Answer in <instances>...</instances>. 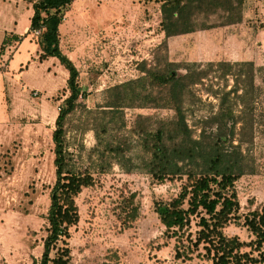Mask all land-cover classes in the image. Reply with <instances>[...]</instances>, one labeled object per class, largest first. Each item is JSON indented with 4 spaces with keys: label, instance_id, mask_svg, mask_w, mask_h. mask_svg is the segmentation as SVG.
Wrapping results in <instances>:
<instances>
[{
    "label": "rangeland",
    "instance_id": "rangeland-1",
    "mask_svg": "<svg viewBox=\"0 0 264 264\" xmlns=\"http://www.w3.org/2000/svg\"><path fill=\"white\" fill-rule=\"evenodd\" d=\"M32 12L23 0H0V47L7 38L0 51V264L39 262L47 234L49 190L55 180L52 131L58 107L68 95L67 70L54 57L40 59L37 34L22 37ZM163 39L158 0H74L65 9L59 44L78 69L83 91L82 105L66 120V142L75 169L87 167L94 178L76 197L79 220L70 229L72 264L204 263L198 258L175 259L173 240L156 247L164 241L165 227L154 202L174 197L182 180H154L144 164L147 152L133 131L137 115L169 119L174 111L125 108V126L99 132L100 144L92 129L96 107L105 101L104 91L135 78L142 62L147 66L164 58L179 65L253 62V82L238 80L247 91L244 103L237 105L239 99L230 95L237 112L245 109L234 144L241 146L246 173L235 188L240 212L264 205V69H259L264 68V0H245L238 24L173 36L166 46ZM236 68L225 79L212 71L203 84L193 87L186 119L194 137L202 118L217 110L218 99L208 90L233 87ZM107 95L111 97L110 92ZM127 200L137 211L130 223L119 210ZM225 231L242 240L250 237L237 223Z\"/></svg>",
    "mask_w": 264,
    "mask_h": 264
},
{
    "label": "trees",
    "instance_id": "trees-1",
    "mask_svg": "<svg viewBox=\"0 0 264 264\" xmlns=\"http://www.w3.org/2000/svg\"><path fill=\"white\" fill-rule=\"evenodd\" d=\"M23 1L31 5L33 12L28 30L22 37L38 31L40 59L54 57L68 72V95L58 107L52 131L55 180L49 190L47 234L38 264H72L69 241L70 229L79 220L76 197L83 187L92 185L94 181L87 167L77 171L72 165V153L66 142V120L82 105L79 97H83L79 71L59 44V26L64 19L65 9L74 0ZM158 2L160 29L164 33L163 46L167 45L170 37L238 24L244 17L245 0ZM13 39L17 40L18 37L13 36ZM140 64L139 74L135 78L104 91L105 101L96 107L92 129L100 144L102 139L99 132L106 134L125 126V108L151 106L167 107L174 111L169 119L137 115L133 130L147 152L144 164L151 177L157 181L182 180L174 197L154 202V211L165 227L164 241L156 247L162 248L173 240V256L182 261L198 258L204 261L203 264H264V205L240 212L235 188V182L246 173L241 146L234 144L236 125L241 121V113L245 109L242 107L238 113L230 102L233 93L239 99L237 105L244 103L247 91L238 80L243 78L242 81L253 82V62L232 64L222 60L179 65L164 58L149 66L146 62ZM234 66H237L238 79L233 87L208 90L218 99L217 110L202 118L198 136L194 137L186 119V109L189 108L187 99L194 94L193 87L203 84L212 71L219 72L218 75L225 79ZM108 92L111 97L107 95ZM197 99L201 101V97ZM93 110L89 109L88 112ZM105 148H109V144ZM119 210L126 213L127 223L136 219V207L129 200L123 201ZM231 223L246 228L249 239L242 240L236 234L228 235L225 229ZM154 242L150 241L149 245L152 246Z\"/></svg>",
    "mask_w": 264,
    "mask_h": 264
},
{
    "label": "built area",
    "instance_id": "built-area-1",
    "mask_svg": "<svg viewBox=\"0 0 264 264\" xmlns=\"http://www.w3.org/2000/svg\"><path fill=\"white\" fill-rule=\"evenodd\" d=\"M35 34H38V31H34Z\"/></svg>",
    "mask_w": 264,
    "mask_h": 264
},
{
    "label": "crops",
    "instance_id": "crops-1",
    "mask_svg": "<svg viewBox=\"0 0 264 264\" xmlns=\"http://www.w3.org/2000/svg\"><path fill=\"white\" fill-rule=\"evenodd\" d=\"M28 28V27H27Z\"/></svg>",
    "mask_w": 264,
    "mask_h": 264
}]
</instances>
